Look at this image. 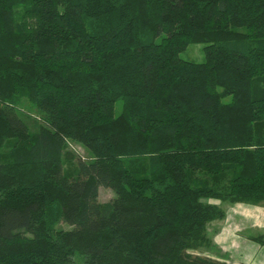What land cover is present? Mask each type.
Returning a JSON list of instances; mask_svg holds the SVG:
<instances>
[{
  "label": "trees",
  "instance_id": "16d2710c",
  "mask_svg": "<svg viewBox=\"0 0 264 264\" xmlns=\"http://www.w3.org/2000/svg\"><path fill=\"white\" fill-rule=\"evenodd\" d=\"M212 201L264 205V0H0V264H228Z\"/></svg>",
  "mask_w": 264,
  "mask_h": 264
},
{
  "label": "rangeland",
  "instance_id": "374dc122",
  "mask_svg": "<svg viewBox=\"0 0 264 264\" xmlns=\"http://www.w3.org/2000/svg\"><path fill=\"white\" fill-rule=\"evenodd\" d=\"M182 59L190 62L201 63L204 61V53H203V45L194 44L189 46L185 52L181 55ZM29 109V110H28ZM27 111L31 112L32 115H35V110L30 105H28ZM64 157L66 161V167L71 168L77 166V160L79 158H87L88 153L84 146L76 141H69L68 145L64 152ZM114 197V193L110 189H106L104 187L100 188L99 200L102 204L109 203ZM211 203H216L217 205H221L223 209L226 211V217L223 220L216 221L209 225L208 228V237L211 243L214 244L213 248H204L201 249V255L205 257L210 256H221L226 257V239L224 237L225 228L227 226H232V230L238 231L241 228V220L247 222V218L250 219L254 216V214L250 213L251 209L256 205L251 204H221L218 201H212ZM261 205V204H259ZM251 207L248 208V207ZM264 206V205H263ZM246 218V219H245ZM245 219V220H244ZM235 223V224H234ZM215 237L217 238V244L215 243ZM229 244V242H228ZM220 247V249L218 247ZM228 252V251H227ZM195 253V252H192ZM244 257V252H240ZM239 252H232L231 257L234 259H241L242 256ZM230 255V254H228ZM233 259V258H232ZM230 264V263H229Z\"/></svg>",
  "mask_w": 264,
  "mask_h": 264
},
{
  "label": "crops",
  "instance_id": "0c3cea01",
  "mask_svg": "<svg viewBox=\"0 0 264 264\" xmlns=\"http://www.w3.org/2000/svg\"><path fill=\"white\" fill-rule=\"evenodd\" d=\"M248 208L251 209L250 206ZM250 213L254 214V216H250L253 218L250 219L248 217L247 222L241 220V228L238 231L232 230V226L225 228L226 257L215 255L210 256L211 258L225 261L228 264H264V246L252 241L253 238L264 236V206L256 205L251 209ZM215 243L217 244L216 237ZM218 248L220 249V247ZM242 251L244 252V257L240 253ZM232 252H239L242 258L234 259L233 256L231 257Z\"/></svg>",
  "mask_w": 264,
  "mask_h": 264
}]
</instances>
